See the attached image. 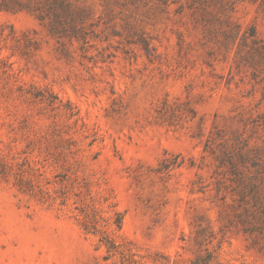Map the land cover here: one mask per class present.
I'll list each match as a JSON object with an SVG mask.
<instances>
[{
	"label": "rangeland",
	"instance_id": "1",
	"mask_svg": "<svg viewBox=\"0 0 264 264\" xmlns=\"http://www.w3.org/2000/svg\"><path fill=\"white\" fill-rule=\"evenodd\" d=\"M0 264H264V0H0Z\"/></svg>",
	"mask_w": 264,
	"mask_h": 264
},
{
	"label": "trees",
	"instance_id": "2",
	"mask_svg": "<svg viewBox=\"0 0 264 264\" xmlns=\"http://www.w3.org/2000/svg\"><path fill=\"white\" fill-rule=\"evenodd\" d=\"M108 243V242H107Z\"/></svg>",
	"mask_w": 264,
	"mask_h": 264
}]
</instances>
